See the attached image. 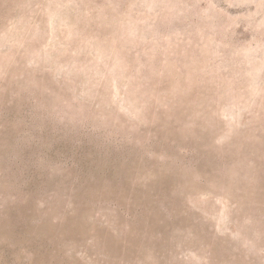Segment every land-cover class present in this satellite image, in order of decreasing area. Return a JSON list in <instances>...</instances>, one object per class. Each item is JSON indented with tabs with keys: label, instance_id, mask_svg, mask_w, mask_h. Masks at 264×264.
Returning a JSON list of instances; mask_svg holds the SVG:
<instances>
[{
	"label": "rangeland",
	"instance_id": "1",
	"mask_svg": "<svg viewBox=\"0 0 264 264\" xmlns=\"http://www.w3.org/2000/svg\"><path fill=\"white\" fill-rule=\"evenodd\" d=\"M0 264H264V0H0Z\"/></svg>",
	"mask_w": 264,
	"mask_h": 264
}]
</instances>
